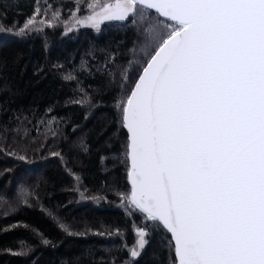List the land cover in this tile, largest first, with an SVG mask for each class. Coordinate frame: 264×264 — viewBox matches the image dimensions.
Wrapping results in <instances>:
<instances>
[{
    "label": "snow or ice",
    "instance_id": "snow-or-ice-1",
    "mask_svg": "<svg viewBox=\"0 0 264 264\" xmlns=\"http://www.w3.org/2000/svg\"><path fill=\"white\" fill-rule=\"evenodd\" d=\"M87 9L71 12L65 34L121 22L141 41L137 77L118 105L130 185L118 195L141 220L133 245L125 244L128 264L156 229L170 234L173 264H264V0H105ZM58 21L59 11L47 19L37 7L23 25L0 33L23 38ZM52 123L46 127L55 136Z\"/></svg>",
    "mask_w": 264,
    "mask_h": 264
},
{
    "label": "trees",
    "instance_id": "trees-1",
    "mask_svg": "<svg viewBox=\"0 0 264 264\" xmlns=\"http://www.w3.org/2000/svg\"><path fill=\"white\" fill-rule=\"evenodd\" d=\"M103 2L0 0L5 29L23 25L37 7L47 19L60 12L54 28L23 38L0 33V264L131 261L125 244L133 245L141 220L130 216L118 195L130 189L118 105L137 77L141 41L131 24L121 22H106L100 32L79 27L65 34L71 12L79 7L78 15H86L89 3L99 8ZM68 74L74 79L66 80ZM81 98L88 102L74 103ZM11 152L26 153L27 162ZM62 224L80 234L68 235ZM114 229L122 235L96 234ZM148 239L134 264H173L170 234L156 229Z\"/></svg>",
    "mask_w": 264,
    "mask_h": 264
},
{
    "label": "rangeland",
    "instance_id": "rangeland-1",
    "mask_svg": "<svg viewBox=\"0 0 264 264\" xmlns=\"http://www.w3.org/2000/svg\"><path fill=\"white\" fill-rule=\"evenodd\" d=\"M113 2H114V1H113ZM70 20H71V19H70ZM70 20H69V21H70Z\"/></svg>",
    "mask_w": 264,
    "mask_h": 264
},
{
    "label": "water",
    "instance_id": "water-1",
    "mask_svg": "<svg viewBox=\"0 0 264 264\" xmlns=\"http://www.w3.org/2000/svg\"><path fill=\"white\" fill-rule=\"evenodd\" d=\"M126 130V129H125Z\"/></svg>",
    "mask_w": 264,
    "mask_h": 264
}]
</instances>
